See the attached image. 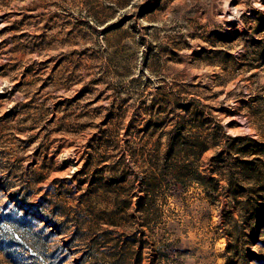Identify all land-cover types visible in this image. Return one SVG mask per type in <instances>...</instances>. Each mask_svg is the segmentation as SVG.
Instances as JSON below:
<instances>
[{"label": "rangeland", "instance_id": "1", "mask_svg": "<svg viewBox=\"0 0 264 264\" xmlns=\"http://www.w3.org/2000/svg\"><path fill=\"white\" fill-rule=\"evenodd\" d=\"M237 135H264V0H0V216L50 263L227 264Z\"/></svg>", "mask_w": 264, "mask_h": 264}, {"label": "trees", "instance_id": "2", "mask_svg": "<svg viewBox=\"0 0 264 264\" xmlns=\"http://www.w3.org/2000/svg\"><path fill=\"white\" fill-rule=\"evenodd\" d=\"M185 137L179 128H172L168 137V149L177 153L195 154L186 147ZM209 147L203 146L201 151ZM228 156H225V154ZM225 162L228 169V181L230 185L231 200L237 210V215H224L219 209V225L226 237L224 246L227 254V264H250L249 258H256L259 264H264V256L248 252V245L255 239L252 232L264 235V135L255 138L253 135H237L232 138V143L222 145L215 158ZM218 186V179L212 177ZM175 180L177 177L175 176ZM195 180L203 184L207 191L211 187L201 177ZM174 184H177L175 181ZM24 213L15 219V214L8 213L0 216V234L7 238L2 248L14 251H23L25 262L30 264H61L64 258L58 262L50 263L48 260L55 259L54 253L48 254L45 243L38 241L32 233V229H25L26 216ZM227 217V218H226ZM257 239V238H256ZM264 242V241H263Z\"/></svg>", "mask_w": 264, "mask_h": 264}]
</instances>
